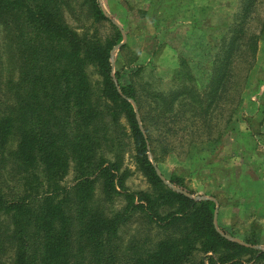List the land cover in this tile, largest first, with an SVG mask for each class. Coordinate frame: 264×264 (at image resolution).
<instances>
[{
	"label": "trees",
	"instance_id": "16d2710c",
	"mask_svg": "<svg viewBox=\"0 0 264 264\" xmlns=\"http://www.w3.org/2000/svg\"><path fill=\"white\" fill-rule=\"evenodd\" d=\"M253 1L215 57L206 108L227 100ZM121 39L97 0H0V264H264L258 242L217 230L213 200L158 175L136 91L112 75ZM126 154L144 190L126 186Z\"/></svg>",
	"mask_w": 264,
	"mask_h": 264
},
{
	"label": "rangeland",
	"instance_id": "374dc122",
	"mask_svg": "<svg viewBox=\"0 0 264 264\" xmlns=\"http://www.w3.org/2000/svg\"><path fill=\"white\" fill-rule=\"evenodd\" d=\"M97 1L121 33L111 52L112 75L136 91L138 104L132 105L160 178L167 182L175 174L183 193L213 200L215 227L228 239H250L258 242L255 249L264 248V0L253 1L243 25L227 100L209 108L206 85L215 57L238 35L246 0ZM76 13L66 15L72 27L84 21ZM250 36L254 58L243 46ZM91 78L96 80L93 72ZM128 156L125 184L144 190L145 179ZM73 180L71 168L62 183Z\"/></svg>",
	"mask_w": 264,
	"mask_h": 264
},
{
	"label": "crops",
	"instance_id": "0c3cea01",
	"mask_svg": "<svg viewBox=\"0 0 264 264\" xmlns=\"http://www.w3.org/2000/svg\"><path fill=\"white\" fill-rule=\"evenodd\" d=\"M256 196H257V198H260V194H256ZM261 197H262V194H261ZM263 198V197H262ZM255 247V246H254ZM261 249H263L264 250V248H261Z\"/></svg>",
	"mask_w": 264,
	"mask_h": 264
}]
</instances>
